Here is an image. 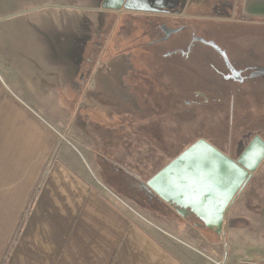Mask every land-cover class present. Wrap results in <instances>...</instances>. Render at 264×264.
I'll use <instances>...</instances> for the list:
<instances>
[{"label":"crops","instance_id":"1","mask_svg":"<svg viewBox=\"0 0 264 264\" xmlns=\"http://www.w3.org/2000/svg\"><path fill=\"white\" fill-rule=\"evenodd\" d=\"M89 1L0 0V264H264V201L254 217H225L228 226L239 222L241 243H229L196 225L195 215L170 219L174 233L154 211L152 222L141 221L90 177L79 146L95 157L103 143L89 135L97 130L98 140L104 125L90 108L102 92L100 63L79 77L77 62L89 37ZM230 1L196 0L195 10L172 16L209 23L242 13L264 26V0ZM126 11L166 14L119 12ZM81 99L88 105L73 108Z\"/></svg>","mask_w":264,"mask_h":264},{"label":"rangeland","instance_id":"2","mask_svg":"<svg viewBox=\"0 0 264 264\" xmlns=\"http://www.w3.org/2000/svg\"><path fill=\"white\" fill-rule=\"evenodd\" d=\"M100 2L101 0L88 2L89 37L86 42L82 41L83 51L77 59L82 70L79 77L84 74V71L87 74L91 64L97 61L100 63L97 66V73L101 74L100 81L104 80L106 85L114 86L116 95L112 94L113 98H107L106 93H97V105H90L95 113L93 117L104 125L103 131H99L101 135L98 140L95 136L98 134L97 130H93V135H89V140L103 143L93 149L96 152V158L85 145L77 146L84 153L89 175L94 182L103 184L122 196L133 210L127 206L126 208L137 219L151 221L147 214L151 212H149L151 207L146 202L150 199L144 195L138 180L146 181L151 178L200 139L198 137L205 134L211 138L214 145L232 157L236 156L243 146L246 147L253 134L264 138V121L260 120V117L264 115V86L259 80L242 85L220 79L211 70L198 65L200 56L197 53L187 59L178 51L186 48V41L189 40L186 34L182 36L173 34L168 40L158 45L148 44V38L145 39L143 36L146 23L139 22L142 19L157 18V15L134 16L128 11L122 13L108 9L101 11L99 10ZM94 28L98 30H93ZM257 28L260 37L255 36L252 41L250 39L247 41L260 49L257 60L264 61V52H262L264 51V26L258 24ZM212 34L203 29L196 33L197 36L214 40L226 47L222 39ZM197 47L202 55H211L210 57L216 58L208 45L197 42ZM168 53L170 54L167 55ZM229 57L234 63L233 53L229 52ZM102 60L104 63L101 64ZM120 77L129 90L121 84ZM211 79H215L217 84H222L220 91L215 90L217 85L213 86L210 83ZM90 87L95 89L92 81ZM109 89L111 90V87ZM125 89L129 92L128 96L134 97L138 105L146 106L149 113L141 109L135 114L137 109L131 107L126 98L124 100L122 98L123 93L126 95ZM193 89H204L207 92L214 90L213 93H208L211 97L222 98L223 108L234 101L233 123L225 124L220 130L211 128L209 132L212 135H208V130L203 125L208 123L210 126L215 123L217 117L215 119L212 117L218 116L215 113L223 109H219L222 103L212 102L207 106L186 105L185 101L193 98ZM170 92H174L172 94L176 96H172ZM196 99L194 97V100ZM81 100L83 101L79 103L72 101V107H81L84 101L88 105L87 99ZM92 110L89 112V117L93 114ZM82 112L85 113V110ZM219 112L222 114L221 111ZM137 115H147V117ZM243 119H249L252 123L242 128L245 122ZM123 124L127 126L126 130ZM109 139L108 144L106 142ZM260 167L261 171L256 173L247 187L240 192L226 216L235 217V219H240L242 216H256L258 212L256 209L264 201V192H260L261 188H264V180L263 182L260 181L262 179L258 180L264 172V161ZM157 203L158 200L155 198L150 204ZM158 217L154 216L151 219L156 221ZM174 217L177 216L174 215ZM229 220L225 223L227 231L220 238H225V242L235 241L240 244L241 237L237 225L239 222L233 220V225L228 226ZM170 221L166 217L165 219L162 217L160 221L157 220L165 230L174 233L172 228L175 225L172 224V220ZM146 223L155 229L150 223Z\"/></svg>","mask_w":264,"mask_h":264},{"label":"water","instance_id":"3","mask_svg":"<svg viewBox=\"0 0 264 264\" xmlns=\"http://www.w3.org/2000/svg\"><path fill=\"white\" fill-rule=\"evenodd\" d=\"M195 1L103 0L102 7L178 15L195 10ZM208 1H214V5L222 7L225 2L231 3L230 0ZM163 28L166 30L165 38L171 32H178L181 29L165 26ZM193 40L215 48L223 55L232 72L236 71L227 52L214 40L201 36H195ZM263 161L264 138L260 135H255L236 158L201 138L187 147L158 173L146 181H141V186L151 197L156 196L172 206L181 217L190 219L195 215L202 222L196 225H204L222 236L227 213Z\"/></svg>","mask_w":264,"mask_h":264},{"label":"flooded vegetation","instance_id":"4","mask_svg":"<svg viewBox=\"0 0 264 264\" xmlns=\"http://www.w3.org/2000/svg\"><path fill=\"white\" fill-rule=\"evenodd\" d=\"M98 1V0H96ZM102 2L103 0H101L100 2V8H102V10H104L105 8L102 7ZM108 10H114V9H108ZM125 10V9H124ZM120 11V10H119ZM118 11V12H119ZM172 15L175 14H163V15H157V18L154 17V19H142L139 23H146V26H144V32H143V36L146 39V37L148 38V44H153V45H158L159 43H161L162 41H166L168 40L173 34H177L179 36H182L184 34L187 35V38L189 39L188 41H186V48L185 50L180 49L178 50L179 52L182 53V55L184 57H186L187 59L191 58L192 56L196 55V53L200 56V60H199V66L202 65L205 68L211 70L214 74H216L220 79L223 80H227V81H234L236 83L242 84L244 85L245 83H248L249 81H256L259 80L260 84L262 86H264V61H258L257 59L259 58V53H260V49H258L257 46L253 45L252 42L247 41L248 39H250L251 41L256 37H260V35L257 33L258 28L257 25L259 24V21L254 19V18H250V17H246L244 16L242 13L238 14V17L234 20H224V21H217V22H209V23H200L198 22L196 19L195 20H186V19H181L180 17H174ZM163 26H165L166 28H181L178 32H171V34L169 36H166V30L163 28ZM207 30L211 33H213L212 35L215 36L216 38H220L222 40H227V42H224L225 46H221L220 47L222 49H224L227 52V55L229 57V52L230 54L233 53L235 60L234 63L231 61V58L229 57L231 64L234 66L236 71L232 72V69L227 65L223 55L217 51L215 48H213L212 46L208 45L212 50L214 55L216 56V58L210 57L208 55L204 56L202 55V52L198 50L197 47V42H201L198 40H193L196 35V33L199 30ZM165 38V39H164ZM216 42V41H215ZM203 43V42H201ZM217 43V42H216ZM205 44V43H203ZM207 45V44H205ZM233 51V52H232ZM264 52V51H262ZM201 53V54H199ZM170 53H168L167 55H169ZM129 60V58H128ZM255 61V62H254ZM100 67V66H99ZM134 66H132L133 68ZM98 70V68H97ZM96 70V72H97ZM104 70V68H103ZM92 69H89V73H91ZM97 75H101L100 73ZM121 79V77H120ZM98 80V85L100 86V89L102 88V92L101 93H106L107 94V98H113V95H116V91H115V87L110 85H106L104 83V80L100 81L99 77H97ZM120 81V80H119ZM210 83H212V85H217L215 90L220 91L221 90V86L222 84L216 82L215 79H211ZM105 84V85H104ZM121 84L123 85L124 82L121 79ZM125 85V84H124ZM126 88L129 87L127 85H125ZM212 86V87H213ZM109 87H111V90L109 89ZM233 90V89H232ZM126 95L123 93L122 98L124 100V98H126L128 100V102L130 103L131 107H135L137 110L134 112L135 114L138 112V110H146L149 113V109L146 106H140V104L138 105V102L136 101V99L132 96H128L129 92H127V89H125ZM208 92H214V90L212 91H208ZM206 90L204 89H193V100L189 99L186 100V105L192 106V105H199V106H207L209 104H211L212 102L216 103H222L221 106H219L220 108H223L224 106V102H222V98L213 96L211 97L210 94L208 93ZM171 94L174 92H170ZM178 95H181V93H178ZM172 96H176V94H172ZM194 97H196L197 99L194 100ZM199 98V100H198ZM130 108V107H129ZM130 111V109L128 110ZM222 112V114H220V112ZM217 113L218 116L214 117H221L220 115L224 116L225 118L221 117L224 121H226V124H232L233 123V119L235 115V104L234 101L229 104L228 107H225L221 110H219ZM228 113H227V112ZM124 112V111H123ZM138 117H147V115H137ZM229 116V117H228ZM232 120H231V118ZM245 120L244 124L242 125V128L244 126H246V124L248 123H252L249 119H243ZM260 120L264 121V115H262L260 117ZM203 127L208 130V135H212L211 132H209V130L211 131V127L209 126V124H205L203 125ZM255 136V134L252 135L251 139ZM198 138H203L209 142H211L213 144V141L211 140V138L209 136L202 135ZM197 138V139H198ZM196 139V140H197ZM250 139V141H251ZM249 141V142H250ZM240 145V144H239ZM248 145V144H247ZM246 145V146H247ZM216 146V145H215ZM237 146V143H236ZM240 147V146H239ZM238 147V148H239ZM245 149V147L243 146L240 151H238V154L234 157L239 156L243 150ZM223 151V150H222ZM224 152V151H223ZM229 154V153H227ZM141 190H143V193L145 195L148 196V198H156L155 197H151L150 194L148 192H146V190L142 187Z\"/></svg>","mask_w":264,"mask_h":264},{"label":"trees","instance_id":"5","mask_svg":"<svg viewBox=\"0 0 264 264\" xmlns=\"http://www.w3.org/2000/svg\"><path fill=\"white\" fill-rule=\"evenodd\" d=\"M212 119H215V117H212ZM227 120L224 121L222 118L217 117L215 119V123L210 124V126H211V128L215 127L218 130H220V129H222L223 126H225ZM139 182L140 181L138 180V184H139ZM145 196L148 197L147 195H145ZM153 199H155V198H151L150 200L146 201L147 203H149V205L151 207V208H149L151 210V212L154 211L155 214H160V215L164 216V218L166 217L168 220L172 219L174 217V215L179 216L174 211L173 207H171L168 203H166L165 201H163L162 199H160L158 197H156V199L158 200V203L151 205L150 203H151V201H153Z\"/></svg>","mask_w":264,"mask_h":264},{"label":"built area","instance_id":"6","mask_svg":"<svg viewBox=\"0 0 264 264\" xmlns=\"http://www.w3.org/2000/svg\"><path fill=\"white\" fill-rule=\"evenodd\" d=\"M219 264H221V263H219Z\"/></svg>","mask_w":264,"mask_h":264}]
</instances>
